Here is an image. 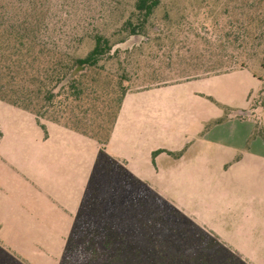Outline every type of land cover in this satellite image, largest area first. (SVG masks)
Returning <instances> with one entry per match:
<instances>
[{
	"label": "rangeland",
	"instance_id": "374dc122",
	"mask_svg": "<svg viewBox=\"0 0 264 264\" xmlns=\"http://www.w3.org/2000/svg\"><path fill=\"white\" fill-rule=\"evenodd\" d=\"M134 1L33 0L22 3L28 11L18 6L20 14L34 8V14L51 19L50 27L80 34L102 32L112 48L101 67L82 72L84 93L72 103L74 115L68 104L63 105L64 99L60 107L49 109V114L62 110L59 124L43 120L45 127H40L31 112L0 100V264L60 261L80 192L98 156L92 138L64 126L103 140L122 94L157 86L150 85L151 77L171 81L239 65L257 79L251 86V114L244 118L251 128L211 121L209 140L187 143L183 126L188 86H161L127 96L106 152L128 157V169L153 192L180 203L254 264L264 261V159L246 152L250 145L255 152L264 147V0H159L139 34H131L126 20L136 21ZM195 32L203 37H194ZM92 45L85 37L80 45L68 42L63 49L83 56ZM198 59L203 66L192 64ZM168 63L176 72L171 78L165 73ZM254 139L259 144H251ZM104 163L111 170L102 166L91 182L86 202L92 193L97 202L92 201L76 220L80 228L100 230L109 214L117 213L116 206L125 211L138 194L124 185L116 162ZM149 197L143 193L144 202L137 205L142 220L160 228L155 234L144 231L148 240L154 235L165 245L174 240L182 245V225L191 226L189 236H195V224L165 204L153 206ZM180 254L148 249L140 256Z\"/></svg>",
	"mask_w": 264,
	"mask_h": 264
},
{
	"label": "trees",
	"instance_id": "16d2710c",
	"mask_svg": "<svg viewBox=\"0 0 264 264\" xmlns=\"http://www.w3.org/2000/svg\"><path fill=\"white\" fill-rule=\"evenodd\" d=\"M16 1L18 5H15ZM32 1L0 0V100L31 112L36 123L44 128L43 120L59 124L63 117L62 110L49 114V109L60 107L63 99L65 101L63 105L68 104L72 112L75 110L76 107L72 103L80 100L84 93L80 83L82 72L87 68L101 67V62L110 55L112 43L109 37L99 31L80 34L64 31L61 26L57 27V25L50 27L52 20L37 13L34 14V8L31 9L32 13L17 12L18 6L22 8V3ZM158 4L159 0L134 1L136 21L133 23L131 19L126 20L131 34H139ZM22 9L28 11L30 8L26 6ZM176 27H178V32L183 30L178 25ZM85 37L91 38L93 42L85 55L78 56L73 53L74 50L69 52L63 49V45L68 42L80 45ZM194 37L203 36L195 32ZM200 61L199 59L194 60L192 64L203 66ZM167 65L165 73L171 78L176 73L175 68L171 65L170 67L169 63ZM217 72L205 70L204 73L192 74L181 79H170L171 81L158 80L156 76H153L150 78L153 81L150 85L186 81ZM148 87L150 86L144 88ZM125 93L120 98L114 121L103 140L84 131L64 126L92 138L97 145L98 156L83 188L80 204L73 217L58 264H253L248 257L224 241L212 228L185 211L180 203L166 195L156 194L144 185L128 169L126 159L117 158L106 152L105 145ZM105 159L112 161L110 165L113 162L118 164L124 175V185L128 189L135 190L133 192L137 191L138 194L129 200L125 211L116 206L117 213H110L107 217L109 220L102 223L100 230L97 226L80 228L81 222L77 223L76 220L84 215L87 206L89 208L91 202L95 201L92 193V197L86 202V194L91 188V182L102 166L105 169L109 168L107 172L111 170L109 164H105L106 162L101 165V161ZM145 192L150 196L148 202H151L153 206L162 207V204H165L176 216L185 218L187 222L191 221L192 225L195 224L197 227L195 236L193 238L189 236L191 226L182 225L180 231L183 234L182 245H178L176 240L168 241L169 245H165V240H159L154 235L148 240L145 233L155 234L160 228H156L151 221L146 223L142 220L141 211L137 205H142L144 202L143 193ZM149 207L152 209L150 211L154 212V208L151 205ZM166 227L169 232L172 230L170 224ZM127 228L130 230L128 231ZM148 249L177 250L181 254L172 258L152 256L143 259L140 253ZM222 252H225L226 256L222 257L220 255Z\"/></svg>",
	"mask_w": 264,
	"mask_h": 264
},
{
	"label": "crops",
	"instance_id": "0c3cea01",
	"mask_svg": "<svg viewBox=\"0 0 264 264\" xmlns=\"http://www.w3.org/2000/svg\"><path fill=\"white\" fill-rule=\"evenodd\" d=\"M242 78L244 81H240V79ZM256 80L257 79L255 78V76L250 72H248L245 65L242 66L239 65L231 69H228L226 71L210 73L205 76L197 77L186 81L181 80L168 84H162L148 88L127 91L124 94L123 99L121 101L115 122L123 107V103L125 102L128 95H131L136 92L151 90L161 86L184 84L188 86V95H189V104L186 108L187 112L183 126L184 133L186 136V142L187 143H192L195 141L205 142L206 140H209L208 136L212 128H209V126L207 125L211 121L215 122V124L219 122L221 124L222 123L235 124L241 126L245 125V127L248 128L252 127L251 122L244 120V118L245 116L251 114V109H250L251 106L249 103V98L252 92L251 86H254L256 84ZM114 125L112 127L111 133L113 131ZM75 133L79 134L77 132ZM111 133L109 139L111 137ZM255 141L256 139H254L251 142V144ZM108 142L105 145V149ZM256 144H259V142L256 141ZM221 145L228 149L235 148L230 144H221ZM260 145L263 146L261 141H260ZM250 146L248 147V149H246L247 153L256 156L258 158L264 159V147L260 148L259 149L260 151L255 152L249 149ZM163 150H166L167 153L170 154L172 153L169 149L163 148ZM122 158L126 159L127 163L129 162L128 157H122ZM82 191L83 189L80 192L79 204L81 200ZM263 263L264 261L261 262V264Z\"/></svg>",
	"mask_w": 264,
	"mask_h": 264
}]
</instances>
